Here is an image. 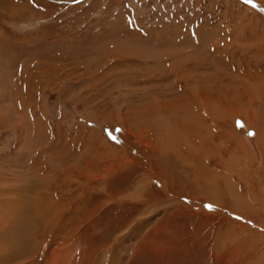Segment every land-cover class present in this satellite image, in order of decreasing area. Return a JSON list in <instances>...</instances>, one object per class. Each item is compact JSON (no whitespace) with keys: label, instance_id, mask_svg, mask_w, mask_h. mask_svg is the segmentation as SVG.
I'll list each match as a JSON object with an SVG mask.
<instances>
[{"label":"rangeland","instance_id":"rangeland-1","mask_svg":"<svg viewBox=\"0 0 264 264\" xmlns=\"http://www.w3.org/2000/svg\"><path fill=\"white\" fill-rule=\"evenodd\" d=\"M263 141L264 0H0V264H264Z\"/></svg>","mask_w":264,"mask_h":264},{"label":"bare ground","instance_id":"bare-ground-1","mask_svg":"<svg viewBox=\"0 0 264 264\" xmlns=\"http://www.w3.org/2000/svg\"><path fill=\"white\" fill-rule=\"evenodd\" d=\"M201 96H203V94L201 95ZM204 97L206 98V96L204 95ZM192 98V97H191ZM203 98V97H202ZM201 97H200V99H202ZM192 100V99H191ZM202 100H205L204 98L202 99ZM206 101V100H205ZM199 102V101H198ZM204 102V101H203ZM203 102H201V103H203ZM200 103V102H199ZM197 104V103H196ZM194 105H195V103H194ZM196 107H198V106H196ZM233 111H235V110H233ZM238 111V110H237ZM246 115V114H245ZM245 119V118H244ZM246 121L248 122V124L249 123H251V121H252V119H251V117L247 114L246 115ZM256 128V127H255ZM258 128H256V130H257ZM179 136V135H178ZM179 138V137H178ZM180 138H181V136H180ZM176 139V138H175ZM182 140V139H181ZM264 142V141H263ZM182 143V142H181ZM189 145V144H188ZM199 146V145H198ZM191 148V147H190ZM196 148H199L200 149V147H197L196 146ZM263 202V201H262ZM6 245V244H5ZM9 252V251H8Z\"/></svg>","mask_w":264,"mask_h":264}]
</instances>
